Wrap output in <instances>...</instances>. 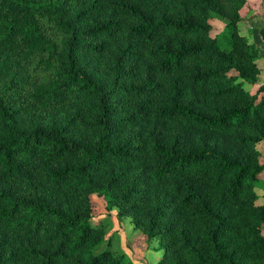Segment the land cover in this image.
<instances>
[{"label":"trees","instance_id":"16d2710c","mask_svg":"<svg viewBox=\"0 0 264 264\" xmlns=\"http://www.w3.org/2000/svg\"><path fill=\"white\" fill-rule=\"evenodd\" d=\"M244 4L0 0V264H132L93 196L158 242L155 264H264Z\"/></svg>","mask_w":264,"mask_h":264},{"label":"rangeland","instance_id":"374dc122","mask_svg":"<svg viewBox=\"0 0 264 264\" xmlns=\"http://www.w3.org/2000/svg\"><path fill=\"white\" fill-rule=\"evenodd\" d=\"M263 2L261 0H245V4L240 9V15L242 17L243 23L240 24V33L251 38L250 41L254 42L253 35L251 34L252 28L259 31V29L264 28V16L261 15V5ZM263 18V19H262ZM226 18L221 16H215L211 19V24L214 28V31L220 30L226 22ZM250 34H248V29ZM261 33V30H260ZM259 44L260 40L255 39ZM264 40V39H261ZM256 44V43H255ZM257 45V44H256ZM259 55L261 61L258 65L260 67V76L259 79L264 81V50L259 48ZM18 60V55H15L14 61ZM35 60H32L31 63L27 66V72L34 77L43 78V73L37 72L34 68ZM258 147L264 151V143L258 144ZM261 159L264 160V152L261 156ZM264 177V171L261 173ZM264 186V180H263ZM262 186L256 188V192L261 195L263 193ZM96 204L93 209L94 220L102 221L105 233L107 236H112V249L123 252L126 254L127 259L132 264H155L161 254L159 249L158 242L155 240L147 241L143 232L139 229L133 227L132 221L129 218H120L116 217V208L113 207L108 209L104 203H102L95 196L92 197ZM104 247L101 246L98 250Z\"/></svg>","mask_w":264,"mask_h":264},{"label":"crops","instance_id":"0c3cea01","mask_svg":"<svg viewBox=\"0 0 264 264\" xmlns=\"http://www.w3.org/2000/svg\"><path fill=\"white\" fill-rule=\"evenodd\" d=\"M261 2H263V4L260 6L261 7V15H263L264 16V0H261ZM263 19V18H262ZM264 20V19H263ZM264 27V26H263ZM248 28V27H247ZM260 30L261 29H259V31H255L254 30V28H252V30H251V34L253 35V39H254V43H256L257 45V47L258 48H261V49H263L264 50V40H261V39H263L262 38V36H261V33H260ZM255 39H257V41H258V39L260 40V42H259V44L256 42V40ZM261 176V179L262 180H264V177L262 176V175H260Z\"/></svg>","mask_w":264,"mask_h":264}]
</instances>
